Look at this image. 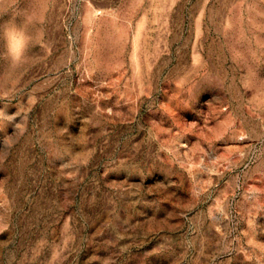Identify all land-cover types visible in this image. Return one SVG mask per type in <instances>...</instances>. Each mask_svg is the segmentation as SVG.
<instances>
[{
    "label": "rangeland",
    "instance_id": "obj_1",
    "mask_svg": "<svg viewBox=\"0 0 264 264\" xmlns=\"http://www.w3.org/2000/svg\"><path fill=\"white\" fill-rule=\"evenodd\" d=\"M26 11L0 264H264V0H0V26Z\"/></svg>",
    "mask_w": 264,
    "mask_h": 264
},
{
    "label": "clouds",
    "instance_id": "obj_2",
    "mask_svg": "<svg viewBox=\"0 0 264 264\" xmlns=\"http://www.w3.org/2000/svg\"><path fill=\"white\" fill-rule=\"evenodd\" d=\"M38 22L36 15L26 11L22 22L13 20L0 26V36L4 41V49L0 52V56H6L13 65L25 62L33 36L24 25Z\"/></svg>",
    "mask_w": 264,
    "mask_h": 264
}]
</instances>
